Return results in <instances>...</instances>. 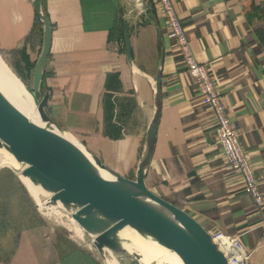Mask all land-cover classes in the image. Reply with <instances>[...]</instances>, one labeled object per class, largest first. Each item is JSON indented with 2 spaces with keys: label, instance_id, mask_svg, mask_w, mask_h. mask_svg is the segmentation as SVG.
<instances>
[{
  "label": "crops",
  "instance_id": "1",
  "mask_svg": "<svg viewBox=\"0 0 264 264\" xmlns=\"http://www.w3.org/2000/svg\"><path fill=\"white\" fill-rule=\"evenodd\" d=\"M31 1L0 0V53L15 62L32 63L40 51L43 25ZM136 1L138 8L133 0H40L51 26L41 82L49 115L103 164L131 177L154 113L162 51L160 117L145 185L205 231L238 239L246 264H264V0H170L239 133L258 205L215 143L210 107L167 37L157 0ZM99 260L44 222L18 175L0 169V264Z\"/></svg>",
  "mask_w": 264,
  "mask_h": 264
},
{
  "label": "water",
  "instance_id": "2",
  "mask_svg": "<svg viewBox=\"0 0 264 264\" xmlns=\"http://www.w3.org/2000/svg\"><path fill=\"white\" fill-rule=\"evenodd\" d=\"M31 5L43 30L40 51L25 88L43 125L31 122L0 91V149L12 156L20 176L47 195L46 207L59 205L70 214L92 238L99 259H104L108 252L117 264H141L138 255L126 247L128 242L120 236L128 228L142 239L175 253L182 264H227L225 255L199 223L145 185L160 117L162 51L153 79L154 113L136 168L127 178L103 164L81 141L51 119L49 93L41 91L51 26L40 0H32ZM127 28L125 24L126 54L131 62Z\"/></svg>",
  "mask_w": 264,
  "mask_h": 264
},
{
  "label": "built area",
  "instance_id": "3",
  "mask_svg": "<svg viewBox=\"0 0 264 264\" xmlns=\"http://www.w3.org/2000/svg\"><path fill=\"white\" fill-rule=\"evenodd\" d=\"M157 2L166 19L168 39L174 41L178 46L188 74L193 79L204 101L210 107L215 121L213 130L215 143L220 147L232 171L241 176L246 194L251 197L255 204H260L262 197L259 186L240 145L239 133L228 120L224 104L216 91L210 74L205 66L199 64L195 60L190 42L183 31V27L173 9L171 1L157 0ZM208 233L215 243L217 240L225 239L229 244L230 249L224 252L216 243L225 255L227 264H246L247 255L238 239L227 236L221 231H212Z\"/></svg>",
  "mask_w": 264,
  "mask_h": 264
},
{
  "label": "bare ground",
  "instance_id": "4",
  "mask_svg": "<svg viewBox=\"0 0 264 264\" xmlns=\"http://www.w3.org/2000/svg\"><path fill=\"white\" fill-rule=\"evenodd\" d=\"M133 4L136 8L139 7L138 2L136 0H133ZM0 91L7 98V100L24 116H26L31 122L40 126L43 125L37 114L32 96L28 93L22 81L19 78H17L16 75L7 67V65L4 63L1 57H0ZM55 132L58 133V131L56 130ZM66 137L71 141H73V138L69 134H67ZM79 147L81 148V146ZM0 153H3L5 158L8 159L10 163L9 167H11V169L21 179L22 183L26 186L30 197L33 199V203L37 204L41 209H45L44 213L46 219L51 220L54 219L55 217L58 218L59 214H57L58 213L57 208H60L61 210L62 208L59 205L54 207L52 206L46 207L45 203H43L40 200L41 199L40 196L46 194L40 188L33 187L25 178L20 176L17 168L18 166L11 155H9L3 149H0ZM3 161H0V169L2 167H6L2 164ZM105 177L108 178L107 175H105ZM41 212H43V210ZM69 222H70L69 224H71L72 232L76 235L77 238L81 236V233L84 234L81 228L71 217ZM120 236L122 239L128 242L126 244V247L131 252L138 255L141 264H182L179 257L175 253L159 245H156L155 243L142 239L135 232H133L128 228L123 229L120 232ZM216 243L219 245L220 249L223 250L224 252L230 249L229 244L225 239L217 240ZM103 262L104 264H117L115 259L111 255H109L108 252H106V256L103 259Z\"/></svg>",
  "mask_w": 264,
  "mask_h": 264
},
{
  "label": "rangeland",
  "instance_id": "5",
  "mask_svg": "<svg viewBox=\"0 0 264 264\" xmlns=\"http://www.w3.org/2000/svg\"><path fill=\"white\" fill-rule=\"evenodd\" d=\"M0 57L1 59L4 61V63L7 65V67L16 75L17 78H19L22 83L27 87L29 83H27V81L25 80V73L23 71V69L21 68L20 65L16 64L15 63V59L12 57V56H9V55H2L0 53ZM28 80V79H27ZM4 154L3 153H0V161H3V165L8 167V168H11L9 167L10 166V163L8 161L7 158H5ZM4 168V167H2ZM7 169V168H4V170ZM127 178H130V177H127ZM43 196V197H42ZM45 197V198H44ZM40 200L44 203L46 200H47V196L46 195H41L40 196ZM34 204V203H33ZM36 209H37V213L39 214V216L41 217V219H43L44 222H46L47 224L51 225L52 227H55L57 229H59L60 231H64L65 233H67V235L77 244H79L80 246L82 247H85L86 249H88L89 251H91L92 253H94L96 255V252L94 250V248L92 247V243H91V237L89 235H87L86 233L82 234L81 233V236L79 238L76 237V235L72 232V228H71V224H69L70 222V214L65 212L63 209V211L69 215L67 216L60 208H57V211L59 214L58 218L53 216L54 219H51V220H48L46 219L45 217V209H41L38 205L35 206ZM43 210V212H41ZM65 224V225H64ZM69 230V231H68ZM75 235V237H74ZM101 262V264H104L103 262V259H100L99 260Z\"/></svg>",
  "mask_w": 264,
  "mask_h": 264
},
{
  "label": "trees",
  "instance_id": "6",
  "mask_svg": "<svg viewBox=\"0 0 264 264\" xmlns=\"http://www.w3.org/2000/svg\"><path fill=\"white\" fill-rule=\"evenodd\" d=\"M2 55H4V54H2ZM5 56V55H4ZM22 60L19 62V61H17V62H15L16 64H18V65H20L21 66V68L23 69V71H24V73H25V75H24V77H25V80L26 81H28L27 79H29V73H30V71H31V69H32V67H33V64H34V62H32V63H30L29 61H27L25 58H21ZM8 170H6V172H7ZM32 199V198H31ZM23 201H24V198H23ZM32 201H33V199H32Z\"/></svg>",
  "mask_w": 264,
  "mask_h": 264
}]
</instances>
